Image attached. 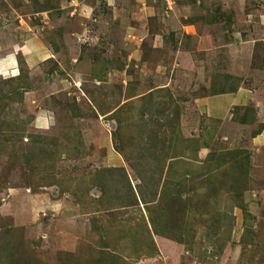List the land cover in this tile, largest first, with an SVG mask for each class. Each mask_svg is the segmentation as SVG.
<instances>
[{
  "label": "rangeland",
  "instance_id": "obj_1",
  "mask_svg": "<svg viewBox=\"0 0 264 264\" xmlns=\"http://www.w3.org/2000/svg\"><path fill=\"white\" fill-rule=\"evenodd\" d=\"M12 49L1 253L264 264V0H0ZM34 135L50 162L19 154Z\"/></svg>",
  "mask_w": 264,
  "mask_h": 264
},
{
  "label": "trees",
  "instance_id": "obj_2",
  "mask_svg": "<svg viewBox=\"0 0 264 264\" xmlns=\"http://www.w3.org/2000/svg\"><path fill=\"white\" fill-rule=\"evenodd\" d=\"M47 8H49V6H47ZM2 84H8V85L11 84L12 85L11 86L12 90L10 91V95H6V94L2 93V90H3V88H2L3 86H1ZM21 84H22V74H20L17 78L3 79L1 81V83H0V115L4 112L5 108L7 107V105H6L7 102L4 103L5 99H8V100L13 101V102L16 101V99H13V95L16 92H18ZM23 89H25V87H23ZM222 93H224V92H222ZM18 94H19L20 98L18 97L17 102L21 103L23 101V94L19 93V92H18ZM32 119L33 118L30 117V119L28 120L29 123L27 121L23 122L24 125L21 126L22 128H20L18 126H12V127L9 126L8 128H10V130L12 132H15V131L17 132L19 130L22 132L23 131L26 132L28 124H30ZM3 133H4V129H3V127L0 126V152H2L5 149V143L7 141V138H6V140L3 139V137H4ZM15 137H16V135H12V137H10V139L13 141L14 140L13 138H15ZM31 138H32V140L30 141V143L27 144L26 147H23V149L20 150L19 154L21 156H23L27 160V162L30 164H33V162H35V161H39V159H40V162H42L43 159H45L44 162H50L49 158L52 157V154L49 155L47 152L49 150H54V148H56V146H57L56 139H54V138L48 139V138H44L41 136H35V135L32 136ZM48 141H50V142H48ZM41 158H43V159H41ZM1 252H6V250L0 247V255L4 256V258H9V256L13 257V260L6 263V261H3L0 259V264H34L33 259L30 257L22 258L19 255L16 256V254H17L16 252H14L13 255L6 256Z\"/></svg>",
  "mask_w": 264,
  "mask_h": 264
},
{
  "label": "crops",
  "instance_id": "obj_3",
  "mask_svg": "<svg viewBox=\"0 0 264 264\" xmlns=\"http://www.w3.org/2000/svg\"><path fill=\"white\" fill-rule=\"evenodd\" d=\"M20 48L25 49L26 47H25V45H22ZM13 51L14 52L17 51V54H14ZM2 52L3 51H0V53H2ZM19 52L20 51L18 49L17 50L12 49V51L8 50V52H4L3 54H0V75L2 77H4V79L17 78L20 75V72H17V73H15V75H13L14 70H17V68L15 67L16 66L15 63L17 61L16 57L18 56ZM23 52H25V51L23 50ZM25 54L31 56L34 54V52L26 51ZM9 73H10V75L7 76V74H9ZM42 119H44V120H42ZM45 119H47V118H44L42 116V113H41L36 118V122H40L42 124H45L44 121L45 122L50 121L49 118L47 120H45ZM261 138L262 137H259V139H261Z\"/></svg>",
  "mask_w": 264,
  "mask_h": 264
}]
</instances>
